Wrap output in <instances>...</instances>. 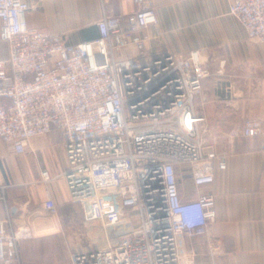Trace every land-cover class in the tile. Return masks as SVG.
<instances>
[{
  "label": "built area",
  "instance_id": "obj_1",
  "mask_svg": "<svg viewBox=\"0 0 264 264\" xmlns=\"http://www.w3.org/2000/svg\"><path fill=\"white\" fill-rule=\"evenodd\" d=\"M133 1L129 13L103 9L97 38L67 43L29 25L28 0H0V140L21 155L58 129L71 199L103 229V244L73 251L72 264H194L186 238L204 235L216 216L214 193L186 198L180 190L186 175L200 189L227 167L206 142L209 126L196 104L210 75L206 59L197 48L152 54L143 30L158 23L156 8ZM229 13L264 42V0H234ZM131 47L138 56L122 58ZM242 133L264 135V96ZM53 179L41 170V181ZM9 186L0 166V200ZM43 207L57 212L51 197ZM30 237L10 211L0 217V264L18 261L20 241Z\"/></svg>",
  "mask_w": 264,
  "mask_h": 264
},
{
  "label": "crops",
  "instance_id": "obj_2",
  "mask_svg": "<svg viewBox=\"0 0 264 264\" xmlns=\"http://www.w3.org/2000/svg\"><path fill=\"white\" fill-rule=\"evenodd\" d=\"M233 1L152 0L158 23L143 30L147 49L152 54L180 55L197 48L210 69L196 104L198 111L218 132V137L210 136L208 141L214 142L216 151L226 157L227 167H217L214 182L200 189L190 175L181 179L180 190L184 197L212 192L216 198V216L209 223L207 232L186 238L187 252L195 253L194 264H264V135L247 137L242 133L245 118L262 111L264 42L250 39L241 23L229 13ZM28 2L26 18L29 25L46 33H60L67 43L97 38V20L103 9L109 14H125L136 8L133 0ZM137 54L138 50L131 47L120 56L135 58ZM0 147L1 151L6 148L1 143ZM24 154L21 171L26 182L20 190L27 198L23 204H36L46 211L43 201L51 197L57 209L59 206L68 213L78 210L83 214L81 206L71 199L62 175L67 159L61 132L53 128L34 138ZM7 158L10 170L16 171L14 159ZM43 168L49 169L54 176L50 183L40 180ZM3 178L5 180L4 175ZM10 206V214L22 210L20 204L19 207ZM8 212L6 204L5 215L0 217H6ZM34 241H20L19 260L13 264H69L65 261L47 263L39 257H31L30 253L34 251L29 249L34 246ZM93 247V244L77 241L71 246L69 256L75 250Z\"/></svg>",
  "mask_w": 264,
  "mask_h": 264
},
{
  "label": "rangeland",
  "instance_id": "obj_3",
  "mask_svg": "<svg viewBox=\"0 0 264 264\" xmlns=\"http://www.w3.org/2000/svg\"><path fill=\"white\" fill-rule=\"evenodd\" d=\"M208 126L209 131L205 136L207 143L209 142L208 138L210 136L213 138L214 136L218 137V132L215 127L209 123ZM0 143L5 145L1 140ZM0 153H2L0 154L2 173L5 181L9 184L11 183V186L7 188L5 193L6 202L0 200V215H5L6 204L9 207V211H11V204L18 205V207L20 204L22 210H18L15 215L11 214L12 221L13 225L25 224L31 230L32 237L27 239L31 241L35 240L33 242L34 246L29 249L30 252L34 251V253H30L31 257H39L40 260H45L47 263L55 261L63 263L65 261L70 264V249L77 241L90 243L95 247L103 244V229L100 223L85 221L83 214L78 210L68 213L62 207L58 206L57 212L51 213L40 210V206L36 204L24 205L23 202H25L27 196L20 189L26 180L21 171V159L26 154H14L7 147L4 150L2 149ZM10 156L14 159V165L17 168L16 171L10 170L11 164L7 158ZM3 165H5L7 172H5ZM37 233L46 234L43 236H35Z\"/></svg>",
  "mask_w": 264,
  "mask_h": 264
},
{
  "label": "water",
  "instance_id": "obj_4",
  "mask_svg": "<svg viewBox=\"0 0 264 264\" xmlns=\"http://www.w3.org/2000/svg\"><path fill=\"white\" fill-rule=\"evenodd\" d=\"M16 209V207H13V210H15Z\"/></svg>",
  "mask_w": 264,
  "mask_h": 264
}]
</instances>
